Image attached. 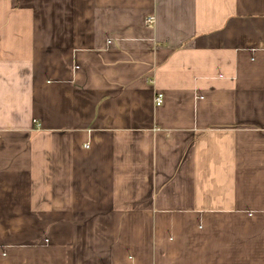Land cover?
<instances>
[{
  "label": "crops",
  "instance_id": "1",
  "mask_svg": "<svg viewBox=\"0 0 264 264\" xmlns=\"http://www.w3.org/2000/svg\"><path fill=\"white\" fill-rule=\"evenodd\" d=\"M0 264H264V0H0Z\"/></svg>",
  "mask_w": 264,
  "mask_h": 264
},
{
  "label": "built area",
  "instance_id": "2",
  "mask_svg": "<svg viewBox=\"0 0 264 264\" xmlns=\"http://www.w3.org/2000/svg\"><path fill=\"white\" fill-rule=\"evenodd\" d=\"M152 22H153V18L149 17L147 19V23H152ZM162 102H163V95L162 94H158L156 96V104L160 105V104H162Z\"/></svg>",
  "mask_w": 264,
  "mask_h": 264
}]
</instances>
